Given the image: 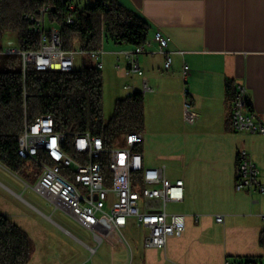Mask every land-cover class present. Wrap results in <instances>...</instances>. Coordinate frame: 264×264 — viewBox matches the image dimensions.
<instances>
[{
	"label": "crops",
	"instance_id": "1",
	"mask_svg": "<svg viewBox=\"0 0 264 264\" xmlns=\"http://www.w3.org/2000/svg\"><path fill=\"white\" fill-rule=\"evenodd\" d=\"M116 1L150 27L145 53L139 57L144 75H127L124 53L133 47L107 40L103 41L102 70L109 56L108 67L130 84L126 86L131 90L124 89L127 96L129 92L144 96L146 122L140 152L145 166L165 169L169 180L184 182V199L169 205L175 206L174 213L185 216L186 231L180 238L170 236L165 250L147 249L143 239L147 253L142 263L255 261L253 257L264 254V195L257 190L237 191L236 168L239 151H247L264 187V134L235 132L231 115L237 86L244 85L257 121L264 125V0ZM158 31L171 39L166 49L172 59L169 70L154 38ZM154 123L157 128L151 134ZM153 142L164 153L160 156L164 163L152 164ZM168 143L172 151L166 150ZM0 185L7 188L2 181ZM7 211L0 208L1 214L25 231L19 222L22 212ZM217 216L224 222L218 223ZM131 223L136 224L131 219L127 227ZM93 238L104 243L101 237L97 241L93 234ZM197 244L202 247L199 257L193 254ZM206 246L211 250L206 251Z\"/></svg>",
	"mask_w": 264,
	"mask_h": 264
},
{
	"label": "built area",
	"instance_id": "2",
	"mask_svg": "<svg viewBox=\"0 0 264 264\" xmlns=\"http://www.w3.org/2000/svg\"><path fill=\"white\" fill-rule=\"evenodd\" d=\"M70 9L74 10V7ZM47 11L48 8H44L38 16H26L32 23V32L39 35L37 51H22L9 41L0 55L21 57L24 71L28 66H33L38 72L72 73L76 70L74 57L78 54L95 60V67L101 71L103 50L66 51L60 29L47 28ZM66 23H74L73 13L68 15ZM154 38L159 44V52L166 56L165 69L169 70L172 59L166 49L171 39L160 31L155 33ZM146 44L124 53L127 75H144L139 57L145 53ZM187 69L185 66L184 70ZM124 89L131 90L129 86ZM132 94L129 92L128 96ZM231 127L239 133L264 134V125L257 121L244 85H238L236 89ZM143 142L144 137L138 132L121 135L111 146L91 132L67 135L57 132L54 119L45 115L32 123L25 120L17 155L28 165L39 168V177L33 190L46 198L56 210L65 212L91 231L97 241L101 240L96 234L101 217L106 218L119 233L133 219L139 227L147 230L145 248L165 250L170 236L180 238L186 231L185 216L167 210L169 204L184 199V182L169 180L165 169L146 167L140 152ZM236 190H257L264 195L259 169L245 150L238 153ZM261 219L264 224V213ZM216 221L223 223L224 218L217 216ZM225 264L258 263L227 260Z\"/></svg>",
	"mask_w": 264,
	"mask_h": 264
},
{
	"label": "trees",
	"instance_id": "3",
	"mask_svg": "<svg viewBox=\"0 0 264 264\" xmlns=\"http://www.w3.org/2000/svg\"><path fill=\"white\" fill-rule=\"evenodd\" d=\"M72 6V0H0V50L5 41L12 40L22 51H37L39 35L32 32L26 16H38L44 8H48V30L60 29L66 51L74 52L78 46L85 51L101 50L104 40L133 48L147 41L148 23L116 0H95L83 10H71ZM70 13L73 24L66 23ZM2 58L0 164L9 171L22 175L27 167L17 155L25 120L32 123L50 115L57 132H91L108 146L123 134L144 131L145 101L141 93L118 100L113 116L105 120L102 73L94 65H84L72 73H48L33 66L24 71L19 56ZM33 253L28 234L0 213V264H30Z\"/></svg>",
	"mask_w": 264,
	"mask_h": 264
},
{
	"label": "rangeland",
	"instance_id": "4",
	"mask_svg": "<svg viewBox=\"0 0 264 264\" xmlns=\"http://www.w3.org/2000/svg\"><path fill=\"white\" fill-rule=\"evenodd\" d=\"M93 1L72 0L73 5L80 10L93 5L95 2ZM108 45L106 43L105 47ZM6 47L7 41L2 45L1 50H5ZM2 56L4 55H0V71L5 67ZM106 57L108 58L104 59L105 69L101 73L104 117L108 121L113 116L116 102L127 97L124 86L130 84L113 67H108L107 61L111 58ZM74 58L77 70H80L84 65L95 66L96 63L95 60L80 57L78 54ZM155 125L157 124L154 123L151 125V129L149 128L151 134H154V129L157 128ZM153 146H155V150H153L154 153L151 154L150 158L153 161L152 164L156 165L154 162L157 161L164 163L160 157L164 153L159 151L154 142ZM166 150L172 151V145L168 143ZM164 160L165 164L169 166L170 163H166L169 162L167 157ZM37 174H39V168L34 165L27 166L22 175L9 173L0 165V181L8 188L0 185V208L3 211L10 210L7 212L15 214L22 212L23 219H20L19 222L23 223L24 229L34 245L30 264H78L82 261L86 264H143V258L147 253L143 247V239L147 234L144 228L131 223L122 233H119L109 227L106 218L101 217L96 234L103 239L104 243L98 244L93 238V233L81 227L65 212L56 210L46 198L33 190L37 183ZM17 195L21 198H18ZM167 210L174 213L175 206L169 205ZM28 223L30 227L27 225ZM201 248V245L197 244L193 251L195 257H199ZM91 249L96 251L92 252ZM205 250L211 249L206 246ZM261 255L262 252L253 257V260L258 264H264V258ZM241 258L246 259L245 257Z\"/></svg>",
	"mask_w": 264,
	"mask_h": 264
},
{
	"label": "bare ground",
	"instance_id": "5",
	"mask_svg": "<svg viewBox=\"0 0 264 264\" xmlns=\"http://www.w3.org/2000/svg\"><path fill=\"white\" fill-rule=\"evenodd\" d=\"M79 50H80V49H79ZM79 50H78V51H79Z\"/></svg>",
	"mask_w": 264,
	"mask_h": 264
}]
</instances>
